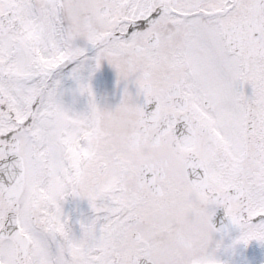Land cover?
Instances as JSON below:
<instances>
[{"label":"snow or ice","instance_id":"6c2138e0","mask_svg":"<svg viewBox=\"0 0 264 264\" xmlns=\"http://www.w3.org/2000/svg\"><path fill=\"white\" fill-rule=\"evenodd\" d=\"M253 242L264 0H0V264H256Z\"/></svg>","mask_w":264,"mask_h":264},{"label":"rangeland","instance_id":"374dc122","mask_svg":"<svg viewBox=\"0 0 264 264\" xmlns=\"http://www.w3.org/2000/svg\"><path fill=\"white\" fill-rule=\"evenodd\" d=\"M107 77L108 81H107V86L105 87L104 84L102 83V86L100 88V92L99 93H103L105 89L111 91L112 90V86H113V81H114V74L107 68V66H105V75L102 77H99L97 79V81H95L94 83L99 84L100 79H102L101 82H104V78ZM109 77V78H108ZM68 207H71V205H69ZM82 207H86V205H82ZM252 247L250 246V249ZM251 251V250H250Z\"/></svg>","mask_w":264,"mask_h":264},{"label":"flooded vegetation","instance_id":"af4514ba","mask_svg":"<svg viewBox=\"0 0 264 264\" xmlns=\"http://www.w3.org/2000/svg\"><path fill=\"white\" fill-rule=\"evenodd\" d=\"M101 81H102V79H100L99 84L94 83L95 86H96V88H97L98 94H101V93H99L100 92L99 90H100V88L102 86V83L104 84L105 87L107 86L108 79H107V77H105L104 78V82H101ZM251 247L252 248L250 250L253 251L255 253V256H256V264H260V261L261 260H264V256L261 255L259 246L256 245L255 242H253V244L251 245Z\"/></svg>","mask_w":264,"mask_h":264}]
</instances>
